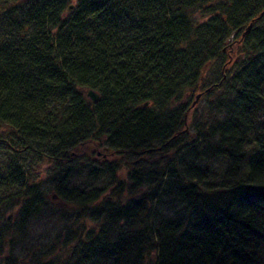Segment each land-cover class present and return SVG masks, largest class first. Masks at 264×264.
<instances>
[{
    "label": "trees",
    "instance_id": "1",
    "mask_svg": "<svg viewBox=\"0 0 264 264\" xmlns=\"http://www.w3.org/2000/svg\"><path fill=\"white\" fill-rule=\"evenodd\" d=\"M71 1L0 0V150L52 162L64 183L96 144L161 156L130 174L133 192L107 170L103 196L66 183L44 196L3 163L0 264H264V0ZM197 92L214 113L191 135ZM215 156L217 185L203 167ZM66 205L79 225L12 253Z\"/></svg>",
    "mask_w": 264,
    "mask_h": 264
},
{
    "label": "rangeland",
    "instance_id": "2",
    "mask_svg": "<svg viewBox=\"0 0 264 264\" xmlns=\"http://www.w3.org/2000/svg\"><path fill=\"white\" fill-rule=\"evenodd\" d=\"M195 15L199 16L200 13L197 11ZM235 50H237V48ZM235 50L233 51V53H231V57H234L236 55ZM211 69V67H207L204 71V84L212 81L213 77H211L209 74L211 72ZM84 90L85 89H83V91ZM213 99L214 95H211L209 96V98H207L203 94H199L197 98H190L191 109L186 119L187 126L185 128V130L188 129V133H190L191 135L197 134L194 127L199 125L202 126V123L204 121L203 119L214 113L210 108L209 103ZM190 124L192 126H190ZM89 143H87L86 146ZM89 146L91 145L89 144ZM100 146L104 148L102 144H100ZM103 148H100L97 144L93 148H91V150H95L96 153L92 154V160L90 161L71 160L70 162H68V165H66V167L68 166L72 171L67 181H65L68 187L71 188L76 186L83 189L85 192H89L90 194H93L95 190H98L102 194V196L110 194L111 192L106 187L110 185L113 186V182H111L110 174L108 175L107 170L110 172V170L112 169L113 173H115L116 175V180H124V188H126L128 192H133L130 191V186L132 184L130 174L137 171H140L141 175L143 176L145 174H148L150 170H145L147 168H150L147 163H152V161L157 160L161 156V154L157 152H153L149 155L144 154L139 157L137 155L130 156L129 154H121L119 152H113L109 154L107 152L108 148H104L105 150H103ZM87 149L90 150V148ZM7 155V152L0 150V166L3 163L5 164V162H11L14 169L16 170V174H18L20 171L22 173V170H24V176L29 177L27 179L28 181L29 179L38 181L44 196H48L52 191H54L53 187H56L57 185L65 186V183L61 181L63 174L61 171L62 168H57L53 165L52 162H42L37 164V161L34 159V157H30V155L24 154V152L19 153V155L16 156L15 159L13 158L14 160H7ZM225 158L226 157L224 156H215L211 160L207 159V161L203 165L205 169H207L208 171L210 170V174L207 176L209 179L208 181L213 185H217L219 183L223 171L227 166V160ZM64 167L65 166H63V168ZM93 173H95V175H92ZM88 189L91 190L88 191ZM144 190L145 188H143V191ZM11 191H17V189L14 188ZM127 191L125 193H127ZM130 194L131 193H128L126 197H128ZM3 195L6 196L8 194ZM67 199L71 201L69 197ZM13 201L16 200L13 199ZM67 207L68 206L66 205L64 209L56 210L55 214H53V211H50L40 216L39 218H33L24 229V232L19 234L20 240L12 249V253L17 257L18 255L23 254L25 251L30 250L31 246H33L35 243L39 245H47L48 243H50L51 239L56 235V233L63 231L68 225H79V222L76 221L78 216L68 214L66 212ZM13 208H15V205H12V208H8L7 212H10V210H12ZM6 255L8 256L10 254ZM11 260L13 261L14 259L11 258Z\"/></svg>",
    "mask_w": 264,
    "mask_h": 264
},
{
    "label": "water",
    "instance_id": "3",
    "mask_svg": "<svg viewBox=\"0 0 264 264\" xmlns=\"http://www.w3.org/2000/svg\"><path fill=\"white\" fill-rule=\"evenodd\" d=\"M71 7V5H69V8ZM250 27V23L247 25V27L245 28V30H244V32L246 31V30H248V28ZM243 32V33H244ZM205 90H207V88L205 89ZM199 94H200V92H198L196 95H195V98H197L198 96H199ZM87 95L89 96V100H91V101H96L98 98H99V95L94 91V90H92L91 88H89L88 90H87Z\"/></svg>",
    "mask_w": 264,
    "mask_h": 264
},
{
    "label": "bare ground",
    "instance_id": "4",
    "mask_svg": "<svg viewBox=\"0 0 264 264\" xmlns=\"http://www.w3.org/2000/svg\"><path fill=\"white\" fill-rule=\"evenodd\" d=\"M87 90H88V89H86V91H85V96H86L87 102H91V103L96 102L99 98H98L96 101H91V100H89V96L87 95ZM92 90H93V89H92ZM94 91H95V90H94ZM95 92H96V91H95ZM96 93H97V92H96ZM97 94H98V93H97ZM98 95H99V94H98Z\"/></svg>",
    "mask_w": 264,
    "mask_h": 264
}]
</instances>
